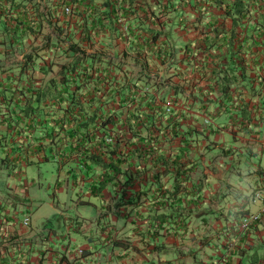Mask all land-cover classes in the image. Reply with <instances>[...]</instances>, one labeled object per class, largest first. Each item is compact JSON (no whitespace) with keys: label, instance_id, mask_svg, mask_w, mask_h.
<instances>
[{"label":"crops","instance_id":"0c3cea01","mask_svg":"<svg viewBox=\"0 0 264 264\" xmlns=\"http://www.w3.org/2000/svg\"><path fill=\"white\" fill-rule=\"evenodd\" d=\"M74 1L65 25L77 30L92 14L87 0ZM140 1L127 18L115 4L126 41L147 39L137 26L154 28L155 17L162 28L187 25L172 33L176 59L166 55L151 73L155 102L174 105L177 136L140 165L133 145L121 164L127 173L105 181L86 158L104 150L99 131L89 138L78 121L101 99L90 95L98 73L112 71L0 63V264H264V210L228 250L241 215L264 205V33L251 31L250 19L233 27L212 1ZM100 17L108 37L109 19ZM62 18L50 12L52 24ZM157 153L164 159L155 176ZM42 162L56 164L44 200L45 183L30 174Z\"/></svg>","mask_w":264,"mask_h":264},{"label":"trees","instance_id":"16d2710c","mask_svg":"<svg viewBox=\"0 0 264 264\" xmlns=\"http://www.w3.org/2000/svg\"><path fill=\"white\" fill-rule=\"evenodd\" d=\"M58 7H61V14L64 17L65 21H68L66 18L63 7L64 5H72L74 8V0H56ZM143 1V0H142ZM182 1H192V6L194 0H182ZM197 1V0H196ZM201 3L206 1H212L219 6L223 11V15L226 17H230L232 19L233 27L237 26L243 21L250 19L252 6L256 1L254 0H199ZM263 1L264 4V0ZM116 2L117 0H87V5L90 7V14H92V19L89 23L81 24V29L88 27L87 30H94L98 32L99 30H104V25L101 22L104 16L109 19L110 23V38H113V34L116 33V38L122 39L126 41L125 37H121L118 33V14L116 12ZM141 2L140 0H121L120 8L121 15L125 18L128 17L126 10L131 11L139 10L137 6L134 8L133 6L136 3ZM224 4V6L222 5ZM259 11L256 12V23L257 32L264 33V6L260 4ZM133 7V8H132ZM41 8L40 3L37 0H0V37L2 40L6 39V36H10L11 40L20 38L22 35H27V32H34L38 30L41 26V18L43 15L39 10ZM138 8V9H137ZM141 10V9H140ZM81 10L78 9L76 13H79ZM74 10H72L73 14ZM124 14V15H123ZM71 14L67 15L70 17ZM158 19L155 17L153 24L157 23L161 26L160 29L157 28H145L144 26H137V31L142 34L144 32H148L149 36L147 39H143L141 45L136 43V46L139 50H137V54L141 53V48L146 49L148 52L156 53L163 50V46H165L164 42H161L158 46L157 42L162 35L171 37L170 28L167 31H163L162 25ZM86 24H89L86 26ZM90 34V33H89ZM132 36V35H131ZM136 36L141 38L137 33ZM87 39L90 38V35H86ZM115 38V37H114ZM134 38V37H133ZM211 43L215 42V40L211 37L207 38ZM133 40V39H132ZM136 40V38H134ZM137 42V41H136ZM172 43V42H171ZM4 44V42L2 43ZM263 48V57H264V39L261 42ZM172 46V45H171ZM74 52H81L82 56L80 59H76L73 66H92V65H100V64H114L111 59H107L105 55H99L97 51L88 52L84 49H80L77 45L72 44L70 47ZM155 49L157 51H155ZM137 56V55H136ZM31 55H28V58ZM79 58V57H78ZM31 59L29 58L28 62L30 63ZM119 62L117 63L118 66ZM86 68V67H85ZM114 79V78H113ZM105 80V78L103 79ZM102 80V82H103ZM96 83V84H95ZM93 85V91H91L92 99L95 97H100L101 99L91 100L90 103L87 104L88 109L92 108V111L84 110L85 113L80 114L79 118V128H82L86 135L89 138L96 132L100 135L99 144L103 147V151H91L86 153V158L91 162H95L102 166L103 172L101 173L102 179L107 181V179H112L114 176L122 174L124 172L127 173V169H124L127 164L126 154L133 149H136V154H147L149 157L153 155V153L161 150L162 141L168 140L170 141L173 136H177V128L179 124L171 118V112L167 111L166 108L160 104L155 102V96L150 93L148 90H144L141 92L138 91L135 82H131L130 80H124L122 83L116 81V83L108 88L101 91L100 83L98 80ZM100 94V95H99ZM159 100L162 101L163 97H159ZM103 102V103H102ZM164 103V102H163ZM110 105L111 108L107 109V106ZM79 107V110L83 106L75 105ZM118 112V114H116ZM115 114L116 117L115 118ZM120 115V116H118ZM75 117L68 118L64 120L66 123L73 122ZM112 124V125H111ZM109 125L114 126L109 127ZM116 127V128H115ZM110 129L113 130L115 143H108L106 137L110 134ZM127 133L131 134V136L136 137L135 142H128L126 139L124 142L122 141V135H126ZM168 134L170 137H168ZM139 145V146H138ZM138 146V147H137ZM149 148L148 153L144 150ZM114 153L119 154V159L112 158ZM153 157V156H152ZM156 157V168L154 170L155 176L157 175L158 170H160L163 164V153H157ZM154 157V158H155ZM139 158V157H138ZM139 165L142 162L139 159ZM121 164L124 167H121ZM144 164V163H143ZM140 174H145L147 171L143 167H139ZM114 173V174H113ZM128 175V174H127ZM154 176V177H155ZM127 179H130L128 176ZM104 183V182H103Z\"/></svg>","mask_w":264,"mask_h":264},{"label":"rangeland","instance_id":"374dc122","mask_svg":"<svg viewBox=\"0 0 264 264\" xmlns=\"http://www.w3.org/2000/svg\"><path fill=\"white\" fill-rule=\"evenodd\" d=\"M37 1L41 3V8H39V10L42 14H45V16L43 15L42 17H40L41 26L38 28V30H35L34 32L28 31L27 35H22L20 38L17 39L14 38V40H11L9 38L10 36H6L5 40H2L3 38L0 37V63H25L28 62L30 58V63H48L70 66L72 65V63H74L76 59H80L82 56L81 52H74L71 50V48H69L70 45L75 44L80 49H84L85 51L91 53L97 51L99 55L104 54L107 59L110 58L111 61H115L114 64L105 63L100 65H92L95 67L96 70L99 69V66H102L107 67V69L112 71L111 73L104 71H102L101 74L98 73V75H103L105 78V80H103L104 78H101L100 76V80H98L97 78V80L101 82V91H104V89L108 88V86H111V83L113 85L115 79L119 83H122L124 80H130L131 82H135L138 91L141 93L144 90L152 91L151 88L153 86H157V74L153 76L151 74L152 69L160 66L159 69L161 70V67H164L165 65L163 63V59L166 58V55L172 56L173 58V53L171 54V52L176 42L173 39L172 33L176 31L180 33L184 31L187 27V25H182L181 23L168 24L164 22L163 31H167V29L170 28V33L172 36L168 38V36L162 35L159 38L157 42L158 46H162L160 45L161 42H164L165 44V46H163V50L158 52L159 55H157L156 53H149L146 49L143 48H141V53L137 54V50L139 49L137 48L136 43L138 45H141L140 43H142L144 38H138L136 40H134L133 38V40H129V43H124L123 40L118 41L116 37H105L103 34L104 30H99L98 32L94 30L90 31L87 30L89 29L88 27H84V30H75L74 27L73 29H70L68 25H65V23L69 22V19L68 21H65L62 18L63 21L60 22V24H52V22L49 20L50 12H58L59 14H61V7H58L59 5H57L56 0ZM257 1L260 2L261 0ZM261 5L264 6L263 1H261ZM255 15L256 12L254 11L253 7L251 10L250 20H253L254 23L250 22L249 24L251 31L257 30L256 28L258 24L256 23L255 25ZM155 22L159 21L156 20ZM88 25L89 24H86V26ZM156 25L157 23H154V28H156ZM193 26L194 25L192 24L188 27L192 29ZM125 29L123 31H125ZM86 35H90V38L87 39ZM3 42L4 44H2ZM123 45L126 47V52L125 50H123ZM145 50L147 51V53L144 52ZM155 51L157 50L155 49ZM28 55H31V57L28 58ZM152 55H154V57ZM118 62L119 64L117 66ZM84 67L87 68L88 66ZM153 73L155 72L153 71ZM114 75L116 76V78L114 77ZM90 89L93 91V86H91ZM168 100L169 99H167V101ZM172 107H174V105L171 103V107L168 110L169 112H172ZM108 108H111V106L108 105L107 109ZM111 125H109V127L114 128V126ZM107 137L111 139L112 144L115 143V138L112 129H110V134ZM121 138L123 142L126 139H128V142H135L136 137L131 136V134L127 133L126 135H122ZM144 150L148 153L149 148L147 147ZM146 155L147 154H141L137 156L139 157V159L144 161ZM41 166L42 167L39 169V171H37V168H34L32 169L34 171L30 174L35 179H39L40 182L45 183L41 189L42 192L40 195L44 200L49 198V194L52 192L51 188L48 190V188L46 187V182L48 181V179H53L52 174H56V170L50 171L56 166V164L53 162H42ZM18 218L23 219L21 218V216H18Z\"/></svg>","mask_w":264,"mask_h":264},{"label":"built area","instance_id":"2783aa9c","mask_svg":"<svg viewBox=\"0 0 264 264\" xmlns=\"http://www.w3.org/2000/svg\"><path fill=\"white\" fill-rule=\"evenodd\" d=\"M121 0H117L116 4L120 5ZM72 5H64L63 11L65 14L69 15L72 14ZM163 106L166 108L168 111L171 107V103L169 101H165L163 103ZM106 140L108 143H111V139L106 137ZM264 210V205L263 209L259 211H251L244 213L241 215L239 218L238 222L236 223V233L232 239V241L228 244V250H231L232 246L235 245V243L242 237V235L249 229L259 218L261 215V212ZM23 224H28L29 222V216H24L22 219ZM219 264V263H216Z\"/></svg>","mask_w":264,"mask_h":264}]
</instances>
